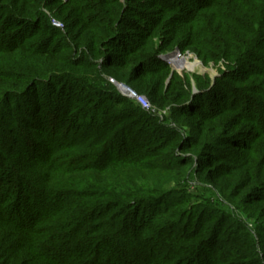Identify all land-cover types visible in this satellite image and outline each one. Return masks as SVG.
<instances>
[{
    "label": "trees",
    "instance_id": "trees-1",
    "mask_svg": "<svg viewBox=\"0 0 264 264\" xmlns=\"http://www.w3.org/2000/svg\"><path fill=\"white\" fill-rule=\"evenodd\" d=\"M0 264H264V0H0Z\"/></svg>",
    "mask_w": 264,
    "mask_h": 264
},
{
    "label": "rangeland",
    "instance_id": "rangeland-1",
    "mask_svg": "<svg viewBox=\"0 0 264 264\" xmlns=\"http://www.w3.org/2000/svg\"><path fill=\"white\" fill-rule=\"evenodd\" d=\"M122 1H124V0H122ZM54 22H56V21H54ZM63 28H64V26H63ZM176 53H179L178 49H175L174 51L170 52V54H168L167 56L162 57V59L164 61L170 60V59H172V57H175V58L178 57V59H182V58L185 59L182 61V63H180L178 65V68H175V70H172L170 67L171 72L167 74L166 80H165V86L166 87L168 86L170 80L172 79L173 74L178 75L179 77H181L182 80H188L187 87L190 88L193 91V93H197V91H198L197 90L198 87L196 86V80H195L196 77L194 75H200L203 77V79H206V77L208 76L209 78H211V80H210L211 86L214 85L215 77L217 76V69L215 66H213V64H209L208 66H205L201 63L200 60H198V58H196V56L194 54H191L188 52H186L182 56H180V53H179V55L177 54L178 55L177 56ZM190 65H195V67L192 70H190L188 68ZM108 80L122 94V91H120V89H119V84H124V85H126V84L116 82V81L109 79V78H108ZM145 81L146 80L142 79V80H140V82H138L141 85L139 87L140 88L139 90L134 89L128 85H126V86L129 88V90L132 93L140 95V96H144L146 98V100L148 101L149 105L151 106L153 112H147V111H145V112H147L148 114H150L156 118H159L161 120L166 119V121H170V119H169L170 112H168L169 109L168 108L164 109L163 107H160V106H157L156 104L154 105L153 103H151L149 97L145 94L146 90L141 89L142 87L144 88V86L145 87L148 86V83ZM125 91H126V89L123 90L124 93H125ZM193 178H195V177H193ZM193 178L190 179V181L188 183V187H187L188 189L187 190L190 194H192L194 196H199L201 193V189L203 187L199 184V182L196 178L195 179H193ZM249 227H251V226H249Z\"/></svg>",
    "mask_w": 264,
    "mask_h": 264
},
{
    "label": "built area",
    "instance_id": "built-area-1",
    "mask_svg": "<svg viewBox=\"0 0 264 264\" xmlns=\"http://www.w3.org/2000/svg\"><path fill=\"white\" fill-rule=\"evenodd\" d=\"M53 24L60 29L63 28L62 24H60V23L53 21ZM165 61L167 64H169V65L171 64L170 60H165ZM123 90H125V89H123ZM122 95L125 96L126 98H129L131 101H133L137 106H139L140 109L147 111V112H153L151 106L149 105L148 101L146 100V98L144 96L134 94L129 89H126L125 93L122 91Z\"/></svg>",
    "mask_w": 264,
    "mask_h": 264
},
{
    "label": "bare ground",
    "instance_id": "bare-ground-1",
    "mask_svg": "<svg viewBox=\"0 0 264 264\" xmlns=\"http://www.w3.org/2000/svg\"><path fill=\"white\" fill-rule=\"evenodd\" d=\"M183 60H185V59H178V57H172V59H170V63L172 64V65H179L180 63H182V61ZM195 67V65H190L188 68L190 69V70H192L193 68Z\"/></svg>",
    "mask_w": 264,
    "mask_h": 264
},
{
    "label": "water",
    "instance_id": "water-1",
    "mask_svg": "<svg viewBox=\"0 0 264 264\" xmlns=\"http://www.w3.org/2000/svg\"><path fill=\"white\" fill-rule=\"evenodd\" d=\"M177 54H179V53H176V55ZM170 67L172 70H175V68H178L177 65H172V64H170ZM119 89H120V91H123V89H129V88L124 84H119Z\"/></svg>",
    "mask_w": 264,
    "mask_h": 264
}]
</instances>
